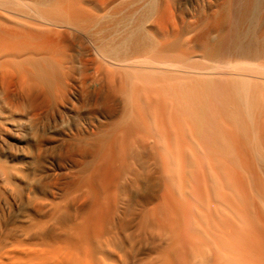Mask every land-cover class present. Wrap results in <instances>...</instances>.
Returning a JSON list of instances; mask_svg holds the SVG:
<instances>
[{
	"label": "bare ground",
	"instance_id": "1",
	"mask_svg": "<svg viewBox=\"0 0 264 264\" xmlns=\"http://www.w3.org/2000/svg\"><path fill=\"white\" fill-rule=\"evenodd\" d=\"M176 2L0 0V264H264V0Z\"/></svg>",
	"mask_w": 264,
	"mask_h": 264
},
{
	"label": "rangeland",
	"instance_id": "2",
	"mask_svg": "<svg viewBox=\"0 0 264 264\" xmlns=\"http://www.w3.org/2000/svg\"><path fill=\"white\" fill-rule=\"evenodd\" d=\"M125 1V10H127V11H130V10H133V9H136V5H135V2L137 1V0H124ZM173 1V6L174 7H176V8H178V6L180 5V4H178L176 1L177 0H172ZM193 1H197V4L196 3H194ZM207 0H183V2H181V6H183V7H196V6H198V5H201V4H203L204 2H206ZM202 60V59H201ZM202 62L203 63H205V64H209V61L208 60H202ZM206 62H208V63H206ZM104 94L105 93H102L101 94V96H104ZM73 122H71L70 123V125L69 126H67V125H65L64 126V124H62V123H54V124H52V128H50V130H49V132H50V135L53 137V139H54V142L51 144V145H49L48 147L49 148H51L52 146L54 147V148H56L54 151H52L51 149H50V151H52L55 155H54V157H55V159H56V164H57V152H58V149L59 148H57V147H59L60 146V143H61V141H60V137H59V135H58V133L60 132V131H62V130H64V129H69V128H73ZM185 140L186 139H184V141H180L179 140V142H181V144H185L186 142H185ZM188 141V140H187ZM183 142V143H182ZM190 142H188L187 144H189ZM192 144V143H191ZM190 144V145H191ZM55 163H54V169H55V171L57 172V173H59L60 174V178H63V177H65L66 176V174H68L69 175V173H70V170L72 169L70 166H68V165H66V168L65 169H62V168H59V166L58 165H56ZM71 168V169H70ZM67 175V176H68ZM261 191V194H260V197L262 198V199H264V189L262 190V189H260L259 190V192ZM257 192V191H256ZM264 211V210H263Z\"/></svg>",
	"mask_w": 264,
	"mask_h": 264
}]
</instances>
